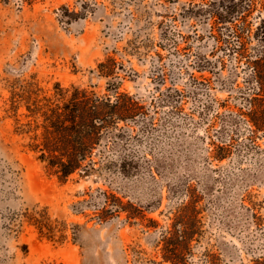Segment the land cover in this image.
Masks as SVG:
<instances>
[{"label":"rangeland","instance_id":"obj_1","mask_svg":"<svg viewBox=\"0 0 264 264\" xmlns=\"http://www.w3.org/2000/svg\"><path fill=\"white\" fill-rule=\"evenodd\" d=\"M251 1L230 24H250L242 57L218 41L214 0H0V264H172L164 236L185 207L190 264L260 260L264 133L248 62L264 0ZM113 86L144 115L61 180L23 132L28 106Z\"/></svg>","mask_w":264,"mask_h":264},{"label":"trees","instance_id":"obj_2","mask_svg":"<svg viewBox=\"0 0 264 264\" xmlns=\"http://www.w3.org/2000/svg\"><path fill=\"white\" fill-rule=\"evenodd\" d=\"M247 1L248 11L251 13L255 6L251 0H240L238 4H233L232 0H214L210 11L218 30L225 31L219 35L218 41L227 47L237 43L233 45L238 46L237 52L242 57H245L248 50L245 33L251 34L250 24L244 18L238 19L242 23L239 29L237 26L231 27L230 24L237 20L236 14L240 13L241 5ZM254 8L256 10L257 6ZM263 11L264 1L260 2V24L254 35L258 44L248 66L252 69L251 79L259 87L250 118L257 129L264 133V18L261 17ZM67 12L69 14L68 9ZM109 90L113 92L114 97H99L84 89H74L73 93L66 97L59 89L58 100H47L45 104L35 101L28 106L29 116L34 120L25 125L28 129L23 132L33 134L32 148L40 154L39 160L61 180H67L77 172L88 173L91 169L88 160L103 141L105 134L117 128L122 121L136 120L138 116L144 115L145 107L135 97L119 93L118 88L114 86ZM188 211V207L181 210L173 229L167 231L164 236V259L172 264H190L187 261V254L192 238L197 232L190 224V218L187 219ZM255 264H264V253Z\"/></svg>","mask_w":264,"mask_h":264}]
</instances>
